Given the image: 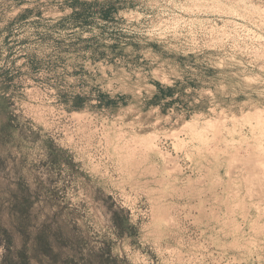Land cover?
Wrapping results in <instances>:
<instances>
[{
    "label": "rangeland",
    "instance_id": "obj_1",
    "mask_svg": "<svg viewBox=\"0 0 264 264\" xmlns=\"http://www.w3.org/2000/svg\"><path fill=\"white\" fill-rule=\"evenodd\" d=\"M79 2L0 0V264H264V0Z\"/></svg>",
    "mask_w": 264,
    "mask_h": 264
},
{
    "label": "trees",
    "instance_id": "obj_2",
    "mask_svg": "<svg viewBox=\"0 0 264 264\" xmlns=\"http://www.w3.org/2000/svg\"><path fill=\"white\" fill-rule=\"evenodd\" d=\"M72 2H73V4L80 3L79 0H72ZM73 4L71 6H74ZM82 4L84 5V8H86V9L85 10L82 9L81 12L76 11V9L73 8L72 13L70 14V18L73 21H77L78 19H83V20L86 21L88 19V13H87L88 12V8H90L91 6H93L95 4H98V2H96V1H94L92 3L84 2ZM101 12H102L101 17L107 19L109 14H110L109 9L106 8V9L102 10ZM157 86H158V94H156L153 97V102L154 103L158 102L159 99L170 97V96L173 95V89H171V88L164 89L161 85H157ZM17 256L20 259V261H22L23 259H26L25 258L26 255H25L24 251H18L17 252Z\"/></svg>",
    "mask_w": 264,
    "mask_h": 264
}]
</instances>
